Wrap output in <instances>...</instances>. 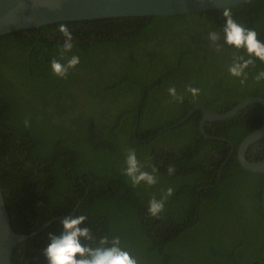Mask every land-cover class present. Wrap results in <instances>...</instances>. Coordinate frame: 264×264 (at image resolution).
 <instances>
[{
  "label": "trees",
  "instance_id": "1",
  "mask_svg": "<svg viewBox=\"0 0 264 264\" xmlns=\"http://www.w3.org/2000/svg\"><path fill=\"white\" fill-rule=\"evenodd\" d=\"M226 7L264 41V0ZM222 10L59 21L0 35V187L15 232L30 234L76 207L72 217H87L81 227H89L97 241L119 236L139 264L264 263V174L244 169L236 158L241 140L263 123L264 108L249 104L231 118L204 124L207 133L234 146L220 181L218 170L230 145L204 138L200 111L170 128L176 135L172 148L151 146L170 129L155 132L198 104L223 113L249 96L264 98V80L254 79L264 62L253 57L255 66L245 70L243 85L229 74L234 56L248 54L224 43ZM61 23L73 34V48L63 56ZM212 31L220 36L219 50L208 39ZM73 55L79 64L66 78L56 76L51 60L63 64ZM78 71L90 77L84 86L101 102L109 103L106 94L112 92L118 110L104 108L107 122L89 127L83 115H63L72 97L66 85L85 77H77ZM105 78L112 85L101 90ZM189 85L200 89L199 95L188 92ZM172 86L182 101L169 95ZM134 131L136 138L149 139L138 143ZM128 140L135 143L136 156L145 151L149 157L145 171L156 169L154 194L123 174ZM246 158L264 160V137L249 145ZM169 187L173 193L164 211L151 216L149 201ZM62 219L18 242L11 264H47L43 249L50 232L61 233Z\"/></svg>",
  "mask_w": 264,
  "mask_h": 264
},
{
  "label": "water",
  "instance_id": "2",
  "mask_svg": "<svg viewBox=\"0 0 264 264\" xmlns=\"http://www.w3.org/2000/svg\"><path fill=\"white\" fill-rule=\"evenodd\" d=\"M248 1L251 0H0V35L59 21L129 16H168L221 8ZM254 103L260 104L264 108V98L261 96H249L223 113L213 112L202 105H197L191 108L181 120L154 134L180 125L198 110L202 114L199 121L200 133L205 138L227 141L232 147L233 144L229 139L208 134L203 125L206 121H222L231 118L247 105ZM138 115L137 113L136 121ZM134 136L136 138L135 131ZM263 136L264 121L260 127L246 135L238 145L237 159L244 169L264 174V160L249 161L245 157L249 145ZM148 139L137 138L136 140L141 142ZM75 209L71 214L58 215L49 219L43 226L30 234L17 233L10 225L0 187V264H11V252L18 242L36 234L55 219L73 216ZM262 209L264 212V184Z\"/></svg>",
  "mask_w": 264,
  "mask_h": 264
},
{
  "label": "clouds",
  "instance_id": "3",
  "mask_svg": "<svg viewBox=\"0 0 264 264\" xmlns=\"http://www.w3.org/2000/svg\"><path fill=\"white\" fill-rule=\"evenodd\" d=\"M222 14L225 18L223 28L224 43L236 49H244L248 54V58L237 55L234 56L233 62L230 64L228 71L233 77L241 78L240 83L243 85L247 80L246 69L249 66H255L253 57L264 62V41L258 39V34L254 29L244 27L238 23L231 13V9L223 7ZM58 31L64 37L61 47V55L71 52L73 48V34L66 24L61 23ZM208 39L212 42L217 50L221 47L218 43L220 36L215 31L208 33ZM78 56L73 55L66 63L53 59L51 60V68L53 73L60 77L66 78L69 70L75 68L79 64ZM254 79L257 82L264 80V71H260ZM194 97L199 95L200 89L193 88L190 85L186 89ZM168 93L177 100H183L182 96L177 95L174 86L169 87ZM29 120H25V127L29 126ZM126 167L123 174L132 182L133 186L144 183L148 186L157 183V177L152 172L143 170V166L137 159L135 150L130 149L125 158ZM174 171L173 166L168 167L171 174ZM173 193V189L169 187L160 199L155 196L148 203V212L153 217H158L165 208V201ZM87 220L85 215H77L75 217L65 216L61 220L62 231L59 235L49 233L50 243L43 249V255L47 264H139L131 253L121 247L119 236H114L109 240L107 236H102L97 241L89 227H81L82 223ZM81 238L89 243H82Z\"/></svg>",
  "mask_w": 264,
  "mask_h": 264
},
{
  "label": "flooded vegetation",
  "instance_id": "4",
  "mask_svg": "<svg viewBox=\"0 0 264 264\" xmlns=\"http://www.w3.org/2000/svg\"><path fill=\"white\" fill-rule=\"evenodd\" d=\"M72 72V71H71ZM73 73V72H72ZM77 77L78 76H83L85 73L83 71H78V72H75ZM86 78H82V79H78V78H75L74 80H71L69 82L70 85H66L67 86V93H70L72 95L71 97V103L67 106V109H68V112H65L63 115L65 116V118H68L70 116H73V117H76V114H79V115H83L85 117V125L86 126H91V123H96V122H107L106 119H105V115H104V112H106V110L104 108H108V110L111 108V110L113 111V107H115V99H113V97L111 96L112 92L111 91H108V93L106 94L107 96L109 95V99H108V102L110 100L109 103H107V101H103L101 102L102 100H100L98 98V96L94 95V97L92 96V93H90L87 88L84 86L86 85L87 83H89V76L87 77L86 75H84ZM86 81V82H84ZM102 82L103 84H105L104 87L101 88V90H105V87L106 85L109 87V85L111 86L112 85V82L110 79H102ZM159 95H157L158 97ZM111 97V99H110ZM160 97V96H159ZM158 97V98H159ZM69 99L66 98V102L68 101ZM72 100H74V103L72 102ZM141 103H142V99L140 100V104L136 110V115L137 113L140 115V108H141ZM255 104V103H254ZM199 105V104H198ZM197 106V105H196ZM203 106V105H202ZM195 107V106H194ZM205 107V106H204ZM207 108V107H206ZM208 109V108H207ZM210 110V109H209ZM198 111V110H197ZM114 112V111H113ZM115 113V112H114ZM201 113V112H200ZM193 114V113H192ZM139 115H138V119H139ZM191 116V115H190ZM202 116V114H201ZM63 120V118H61ZM188 119V118H187ZM201 119V117H200ZM199 119V121H200ZM66 121V120H65ZM263 121H264V116H263ZM135 122H136V118H135ZM138 122V120H137ZM206 122H214V121H206ZM206 122L204 124H206ZM182 124V123H181ZM262 125V124H261ZM198 127H199V123H198ZM204 127V125H203ZM205 130V129H204ZM209 134V133H208ZM213 135V134H212ZM264 137V136H263ZM138 138V137H137ZM135 138V140L137 139ZM205 138V137H204ZM262 138V137H261ZM260 138V139H261ZM138 139H141V138H138ZM207 139H210V138H207ZM259 140V139H258ZM257 141V140H256ZM145 141H141V142H138V143H144ZM232 143V142H231ZM230 145V144H229ZM248 149V148H247ZM234 151V146L231 147L230 145V151L227 155V157L224 159V161L222 162L219 170H218V178H217V181H220L221 179V169L223 168V166L228 162L230 156H232V153ZM247 151V150H246ZM245 157H246V153H245ZM236 158H237V150H236ZM247 159V158H246ZM238 160V159H237ZM175 173V170L172 172V174ZM154 186V185H152ZM152 186H148L146 184H143V188L144 190L148 193V194H154L156 190H153L152 189ZM158 186V185H156ZM210 186H216V183L215 184H212ZM208 186V187H210ZM211 187V188H212ZM144 220H148L147 218H144ZM163 233V231H162ZM262 255H263V252H262ZM263 258H264V255H263ZM260 262V260H258ZM262 262V261H261ZM261 264V263H260ZM262 264H264L262 262Z\"/></svg>",
  "mask_w": 264,
  "mask_h": 264
},
{
  "label": "rangeland",
  "instance_id": "5",
  "mask_svg": "<svg viewBox=\"0 0 264 264\" xmlns=\"http://www.w3.org/2000/svg\"><path fill=\"white\" fill-rule=\"evenodd\" d=\"M84 78H86V77H84ZM84 82H86V81H84ZM117 110H118L117 107H113L114 112H116ZM104 117H106V116H104ZM127 143H128V146L130 149L135 150V143L134 142H132L131 140H128ZM175 144H176V135H175L174 131H172L170 129V130L158 135L157 138L151 143V146H153V147L154 146H159V147L164 146L167 148H172ZM136 147H137V145H136ZM135 153H136V150H135ZM137 159L139 160V162L143 166V170H147L148 165H149L148 164L149 157L145 155V151H142L140 154H138ZM157 187H159V186H156L155 188H157Z\"/></svg>",
  "mask_w": 264,
  "mask_h": 264
}]
</instances>
